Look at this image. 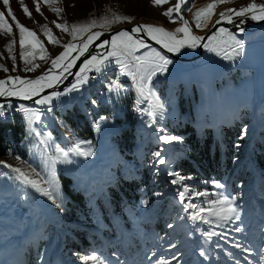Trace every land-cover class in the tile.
Wrapping results in <instances>:
<instances>
[{
	"label": "rangeland",
	"instance_id": "obj_1",
	"mask_svg": "<svg viewBox=\"0 0 264 264\" xmlns=\"http://www.w3.org/2000/svg\"><path fill=\"white\" fill-rule=\"evenodd\" d=\"M176 2L169 0L156 7L151 0H58L52 6L41 2L38 13L34 0H24L23 6L31 13L29 18L20 0H9V6L0 0V12L13 29L10 35L0 33V65L8 68V72L0 70V79L20 76L34 80L46 72L60 76L63 68H52L51 60L65 50L63 45L77 46L64 61L67 64L78 56L89 35L124 25L143 23L173 31L182 26L179 16L184 13L196 34L203 35L220 19V12L239 9L252 0L219 5L205 28L196 27L193 13L210 0H187L182 13H173V23L162 13ZM255 2L264 4V0ZM8 7L21 24L36 33L46 50L42 53L39 48L33 49L31 38L25 34V51L35 56L32 64L25 65L20 57L19 30L8 16ZM51 7L63 11L57 14ZM114 14L134 19L100 26L102 17L112 21ZM92 20L97 25L78 33L75 39L53 23L71 26ZM42 25L51 29L59 43H49ZM227 31L243 43L239 55L233 52L235 40H229L227 34L219 37V46L208 41L206 45L215 50L204 47L202 57L192 63L176 61L153 46L136 50L134 54L142 56L155 49L172 61L166 72L157 73L152 79L156 95L149 85L153 95L141 96L136 81L122 73L117 58L111 57L103 73H94L91 79L93 71L87 73L88 82L80 85L78 91L54 97L50 105H32L33 109L21 104L34 110L35 116L30 113L26 117L24 112L18 116L26 124L24 146L28 157H0V264H95L84 259L92 255L103 264H264V210L260 208L264 209V199L256 197L253 182L246 180L231 188L227 177L198 185L192 176L179 170L181 161L190 159L192 135L202 136L205 129L210 130L208 137L214 146L222 149L228 136L225 128H240L241 136L233 141V171L247 161L257 169L252 148L264 150V27L243 33ZM182 37L183 33L177 34V38ZM12 40L16 43L9 54L6 46ZM185 48L178 53L188 54L192 47ZM251 49L255 53H250ZM42 55L44 59L40 58ZM250 63H257L259 69L249 68ZM33 64L39 67L25 70ZM112 81L122 85L118 94L108 90ZM6 87L11 88L12 84ZM115 95H121L117 97L119 103H115L122 109L113 108ZM161 104L163 108L159 107ZM2 106L4 114L7 107L12 112L16 104ZM79 113L83 116H77ZM66 114L81 124L85 117L94 129L93 137H84L66 126ZM32 128L41 135L37 136ZM78 128L83 130V126ZM161 136L178 139L166 142ZM77 141H84L81 151L91 154L69 153L71 163L65 162L57 149L67 151ZM160 159L165 163H159ZM12 168H20L30 179L37 180L41 188L52 192L56 203L17 179ZM143 178L153 188L145 199L124 194L129 182ZM49 180L53 183L49 184ZM173 180L177 183L173 184ZM185 189V199L181 201L178 194ZM140 191L143 194L144 188ZM120 196L133 201L132 209L114 212L119 209ZM222 196L232 200L239 220L235 216L222 219V212L210 214L225 207L212 203ZM198 212L203 218L190 219ZM237 228L241 230L236 231ZM206 232L217 235L209 237Z\"/></svg>",
	"mask_w": 264,
	"mask_h": 264
},
{
	"label": "snow or ice",
	"instance_id": "obj_2",
	"mask_svg": "<svg viewBox=\"0 0 264 264\" xmlns=\"http://www.w3.org/2000/svg\"><path fill=\"white\" fill-rule=\"evenodd\" d=\"M43 2L49 6L55 5L58 0H34L36 4V11L39 13L40 10V3ZM187 0H177L173 7H168L162 15L167 17L170 22L175 23V19L173 13L177 15L180 14L182 10V6L186 4ZM232 0H210L205 6L199 8L195 13H193V20L197 28H204L207 27L208 22L211 20L212 16L216 14V8L221 4L230 3ZM22 5L23 12L31 18V13L29 9L24 5V0H20ZM153 6L159 7L169 3V0H151ZM3 4L5 6H9V0H3ZM51 10L57 14L61 13L63 9L58 7H51ZM191 9H189L190 11ZM251 13V19L253 20H264V4H257L255 0H252L249 4L240 7L239 9L235 8H228L226 11H222L219 13L220 19L216 21V24H219L222 20H226L228 23H232L233 15L236 17H243ZM42 14V13H41ZM8 16L15 21V26L19 30V46L21 49L20 57L24 60L25 65L32 64L33 59L35 58L33 52L25 51V34L31 38L29 43L33 49L39 48L40 52H45L46 50L43 47L42 42L36 37V33L23 24H21L17 18L15 17L14 13L12 12L11 8L8 7ZM180 20L182 21V26L175 28L173 31H169L163 27H159L156 25L151 24H141L133 27L131 29V33L128 31H119L117 32L111 40L112 50L109 51L106 55L102 58H98V56L93 55L90 59L85 60L83 65L80 67V71L76 73L78 77L76 83L72 84L71 88L66 89V91L70 92L73 90H78L79 86L82 84H86L88 82L87 73L89 71H95L96 73H103L105 68L108 66L109 58L116 57V63L120 66V70L122 73H125L132 77L133 81H136V88L138 93L141 96H145L147 98L150 96L151 89L149 87L150 82L157 73H164L167 71L168 65L172 63L166 56L162 55L160 52L152 49L150 52L145 53L142 56H135L134 52L139 48L148 47L142 39H134L132 33H139L141 31L145 32L151 39L155 40L158 44H161L164 48H166L169 52H180L182 48L185 46L187 47H195L197 43L203 39V37L196 36L192 33L191 28L189 27V22L183 18V16H179ZM102 23L100 24L101 27L110 26L111 23L119 22V21H131L134 19L133 17L129 16H120L115 15L112 21H109L106 17H102ZM56 28L60 29L64 32H69L73 36V39L77 37L78 33H83L88 31L90 28L95 27L97 25L96 20L90 21L88 24H73L71 26L67 25V23H56L53 21ZM42 29H44V34L48 37L49 43H59L55 36H53L51 29L48 28L47 25H42ZM240 31L242 32L243 29L241 28ZM13 29L11 25L5 19V15L3 12H0V33L4 34H12ZM183 33L182 38H177V34ZM227 34L229 40H235V37L227 31V29H218L217 32H214L211 36L208 37L209 41H213L216 46H219L221 41L219 37ZM101 33H94L89 35L87 38L88 42H85L82 47L79 48L80 55H83L84 52L87 50L89 46V42L93 39V37H98ZM16 43L15 40H12L6 47L8 48L9 54H11L13 45ZM108 43V41H105ZM236 47L233 48V52L236 55L241 53L244 45L241 41L235 40ZM64 51L57 55L54 59L51 60L52 68H59L62 67L63 70L66 72L68 71L73 64L75 63V59L70 63L65 64L64 61L68 59L71 55V52L76 50L77 46L74 44H65L63 45ZM103 47V45H101ZM208 50L213 51L215 47L212 45H205ZM219 54V53H218ZM44 59L42 55L40 57ZM226 59L231 58V56H225ZM13 59V68L12 71H15V56L12 57ZM36 67L39 65H32L31 68H25L26 71H34ZM0 70L4 72H8V68L4 67V65H0ZM62 75V73H61ZM59 80V76L52 75L50 76L48 72L40 75L34 80H25L22 79L20 76L12 77L8 76L7 79H0V96H18L22 99H31L33 96L38 95L45 87H52L53 83ZM9 83L12 84V87H6ZM19 85V87H16ZM122 85H120L117 81H112L109 84L108 90L110 92H116L117 94L121 90ZM64 93L60 92H53L50 96H45L40 100H36L35 103L37 104H45L50 105L51 101L54 97H59ZM160 108H163V105H159ZM3 106L0 105V115L3 114ZM20 111L24 112L26 117L28 114H32L35 116V111L29 108L24 107L23 105L19 108ZM51 107L48 108V111H51ZM149 116H152V112H148ZM38 118V117H36ZM103 119V118H102ZM32 132H35L37 136L41 135V133L36 132L34 128L31 129ZM161 140L164 141H172L174 139H178L177 137L172 136H161ZM41 143H44L41 140ZM85 143L84 141H77L72 147H70L67 151L64 149L58 148L57 151L63 154L65 162L71 163V160H68L69 153L75 155H90L91 152H83L81 151V144ZM157 156L160 153H156ZM56 161H52V165L54 168ZM159 163H165L164 159H160ZM11 167V166H8ZM12 171L17 173V179L22 180V182L26 185H30L36 191L40 192L41 194L47 196L49 199L56 203V199L53 198L52 192H50L46 188H41L38 181L35 179H30L29 176L22 171L20 168H12ZM54 175V172H53ZM180 179H184L181 177ZM190 179V177H189ZM49 184L53 183L52 180L47 181ZM173 184L177 183V180L172 181ZM217 187H221L220 184L217 183ZM187 189L185 191H181L178 195L181 201L185 199ZM158 195V194H157ZM197 195H204V193H197ZM213 205L221 204L225 205L222 207L219 212H211L212 215H220V213H224L221 216L222 219H229L231 216H235V219L239 220L240 216L236 209L233 206L232 200H230L227 196H222L221 200L213 201ZM59 206V205H58ZM203 211V210H201ZM197 218H203L200 216V213H195L190 216V219L196 220ZM172 225H169L171 227ZM240 228H237L236 231H240ZM206 236L217 235L215 232H206ZM239 247V245H237ZM247 251V249H246ZM84 259H91L95 264H103V261L96 255H92L90 257H85ZM160 264H168L166 261H161Z\"/></svg>",
	"mask_w": 264,
	"mask_h": 264
},
{
	"label": "trees",
	"instance_id": "obj_3",
	"mask_svg": "<svg viewBox=\"0 0 264 264\" xmlns=\"http://www.w3.org/2000/svg\"><path fill=\"white\" fill-rule=\"evenodd\" d=\"M64 116L66 126H68L72 131L77 134H81L84 137H93L94 129L91 125H89V122L85 117L82 119L83 121L81 124L79 120L75 121L68 114ZM77 116H83V114L79 113ZM13 118L10 120H0V157L17 155L26 159L28 157L24 146L26 124L25 121L20 120L16 116ZM82 126L83 130H80L78 127ZM225 130L228 131H224L228 136H226L223 141L225 146L222 149L218 146H214L211 136L210 138L208 137L210 134V130L208 129H205V135H192L191 138L193 139V144L189 153L190 159L181 161V167L179 168V170L182 171L181 174L185 176H192L194 184L198 185L201 182H209L213 178L217 180H227L228 177L229 186L231 188H234V186L239 182L251 180L253 182V190L256 197L264 199V150L259 151L255 147L252 148V155L255 159L257 169H255L249 161H247L243 167L239 165L233 171V141L235 138L241 136V131L236 125L226 127ZM65 179L66 178H64V180ZM127 185L128 186L126 187L124 194H128L130 197L137 200L145 199L144 196L153 189L144 178L142 181H131ZM64 186L71 193V190L68 189L67 185L64 184ZM141 188H144L143 194L140 191ZM123 198L120 196L118 201L119 209H115L114 212H118V210L124 211L126 207H129L128 209H132L133 203L131 202L133 201L123 200ZM122 201H124L122 205L123 207L120 205ZM260 208L261 210H264L262 207Z\"/></svg>",
	"mask_w": 264,
	"mask_h": 264
},
{
	"label": "water",
	"instance_id": "obj_4",
	"mask_svg": "<svg viewBox=\"0 0 264 264\" xmlns=\"http://www.w3.org/2000/svg\"><path fill=\"white\" fill-rule=\"evenodd\" d=\"M186 20L188 18L183 13ZM233 22L228 23L226 20H222L219 24H216V22L211 25V27L201 36L203 37L202 40L199 41L197 45L196 55L192 57H185L179 55L177 52H169L166 48H164L161 44H158L155 40L151 39L145 32L141 31L139 33H132V35L136 39H142L146 45L153 46L158 48L160 51H162L164 54L168 55L169 57L185 62V63H192L198 61L204 52V47L206 43L209 41L208 37L211 36L214 32H217L218 29H227L233 32H250L254 31L251 27H253L255 24L262 25L261 27H264V20H253L251 19V15H246L243 17H236L233 15L232 17ZM143 23H135L131 25H124L121 27H118L113 30L108 31H102L99 32L101 35L98 37H95L91 42H89V46L87 50L84 52L83 55L78 54V56L75 59V63L68 71H61L59 80L53 83L52 87H45L38 95L33 96L31 99H22L18 96H0V105L13 103V104H37L35 103L36 100H40L45 96H50L53 92H64L68 87H70L74 81L78 78L76 76V73L80 71V67L83 65L85 60H88L91 58V56L96 55L99 57H103L111 50V40L112 37L119 31H128L131 33V29L133 27H136L137 25H141ZM243 29L241 32L240 29ZM105 41H108V43H105ZM103 45V47H101ZM62 73V75H61ZM16 87H19L16 86Z\"/></svg>",
	"mask_w": 264,
	"mask_h": 264
},
{
	"label": "bare ground",
	"instance_id": "obj_5",
	"mask_svg": "<svg viewBox=\"0 0 264 264\" xmlns=\"http://www.w3.org/2000/svg\"><path fill=\"white\" fill-rule=\"evenodd\" d=\"M181 13H182V11H181ZM183 14V13H182ZM249 15H252L251 13H249ZM183 18L186 20V18L184 17V15H183ZM188 21V20H187ZM258 21V20H257ZM209 23V22H208ZM262 25H257V24H255L253 27H251L254 31L255 30H257V29H260V28H262L261 27ZM189 27L191 28V30H192V33L194 34V35H196V36H202V35H198V34H196V32L193 30V28H192V25L190 24V22H189ZM205 28V27H204ZM133 36V35H132ZM134 37V36H133ZM95 38V36L93 37V39ZM92 39V40H93ZM91 40V41H92ZM199 43V42H198ZM198 43H197V45H198ZM197 45L195 46V47H192L190 50H188V51H190V52H188V54H185V55H183V54H180V53H178L179 55H181V56H185V57H192V56H194V55H196L197 53H196V50H197ZM111 49H112V46H111ZM185 49H187V46H186V48ZM185 49H184V51H185ZM102 58V57H101ZM9 104H13V103H9ZM17 104H19V103H17ZM4 105V104H3ZM11 111H12V109H11ZM22 111H12V112H10L9 111V109H8V107H7V109L4 111V114H2L1 116H0V120H10V119H12L14 116H16V117H18V116H21V113ZM22 117V116H21ZM68 140H70L71 138L69 137V138H67Z\"/></svg>",
	"mask_w": 264,
	"mask_h": 264
},
{
	"label": "crops",
	"instance_id": "obj_6",
	"mask_svg": "<svg viewBox=\"0 0 264 264\" xmlns=\"http://www.w3.org/2000/svg\"><path fill=\"white\" fill-rule=\"evenodd\" d=\"M155 48H156V47H155ZM157 49H158V48H157ZM161 52H162V51H161ZM250 53H255V51H254L253 49H251ZM163 54H164V53H163ZM134 55H135V54H134ZM135 56H136V55H135ZM166 56H167V55H166ZM176 61H177V60H176ZM255 64H257V63H255ZM255 64H254V63H250L249 68L254 69L255 71H257V69H259V68H258L259 65H258V64L255 65ZM154 77H155V76H154ZM154 77H153V78H154ZM153 78H152V79H153ZM153 84H154V81L151 80L150 85H151L152 88L154 89V95H156V94H155V88H154V85H153ZM68 88H69V87H68ZM70 88H71V87H70ZM76 91H78V90H73V91H70V92L65 91L64 94L66 93L65 95H70V94H72L73 92H76ZM151 95H153V94H151ZM118 96H119V95H115V96H114V97H115V98H114V101L111 102L112 106L115 105V106L113 107L114 109H122L121 106L118 105V103H119V99H117ZM120 96H121V95H120ZM120 96H119V97H120ZM115 102H118V103L116 104ZM37 105L39 106V104H37ZM99 105H100V103H99ZM117 105H118V106H117ZM20 106H21V104H16L15 108H13L12 111H16V110H18V109L20 108ZM116 106H117V107H116ZM26 108H27V107H26ZM120 112H121V110H120ZM101 114L103 115L104 113H101ZM116 115H119V113H116ZM105 116H106V115H103V117H105Z\"/></svg>",
	"mask_w": 264,
	"mask_h": 264
},
{
	"label": "built area",
	"instance_id": "obj_7",
	"mask_svg": "<svg viewBox=\"0 0 264 264\" xmlns=\"http://www.w3.org/2000/svg\"><path fill=\"white\" fill-rule=\"evenodd\" d=\"M94 73H96L95 71H93L91 74H90V79H91V75H94Z\"/></svg>",
	"mask_w": 264,
	"mask_h": 264
}]
</instances>
